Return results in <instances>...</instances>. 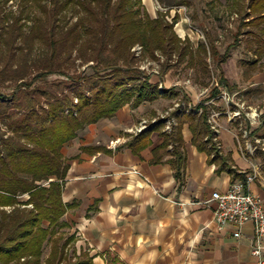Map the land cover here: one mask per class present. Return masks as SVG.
<instances>
[{
  "label": "trees",
  "instance_id": "obj_1",
  "mask_svg": "<svg viewBox=\"0 0 264 264\" xmlns=\"http://www.w3.org/2000/svg\"><path fill=\"white\" fill-rule=\"evenodd\" d=\"M7 1L0 0V264H94L86 253L69 256L73 237L59 233L67 228L62 218L69 208L62 198L69 170L62 148L86 126L112 118L126 105L137 108L180 96L175 87L160 92L152 75L137 67V47L144 58H164L162 79L182 63L207 73L204 59L209 53L216 59L219 79L196 105L201 114L172 112L178 125L163 134L162 148L171 146L169 162L180 179L185 165L182 127L188 123L198 149L212 154V161L221 158L212 142L205 102L224 89H237L221 67L241 35L250 38L255 55L264 53V0H230L240 22L235 45L222 54L209 32L208 45L195 48L176 33L178 15L171 21L163 12L151 18L142 0H24L18 15L3 11L1 3ZM37 46L41 52L32 56ZM77 61L81 66L92 63L93 72L73 74L70 83L48 79L68 76L69 69L76 72ZM147 133L134 138H146ZM241 179L245 182L246 175Z\"/></svg>",
  "mask_w": 264,
  "mask_h": 264
},
{
  "label": "crops",
  "instance_id": "obj_2",
  "mask_svg": "<svg viewBox=\"0 0 264 264\" xmlns=\"http://www.w3.org/2000/svg\"><path fill=\"white\" fill-rule=\"evenodd\" d=\"M142 4L151 18L158 12L168 13L169 21L178 15L175 31L182 39L192 40L201 31L186 13V0H142ZM252 56L242 71L232 54L222 70L229 83L237 86L224 90L253 113L218 119L217 131L211 125L212 142L221 156L215 161L212 154L198 149L189 124L184 123L185 165L180 179L169 162L171 146L162 148L165 129L157 125L146 131V138H134V130L148 119V125L160 122L161 111L153 103L137 108L126 105L112 118L86 126L65 144L69 170L62 198L69 208L62 221L67 224V237H73L68 248L71 256L86 253L94 264H259L251 251L252 223L245 224L235 238V226L219 229L213 221V203L201 204L213 192H225L231 184L243 182V174L254 177L251 191L264 208V155L256 144L264 142V105L258 104L264 103V53L262 58ZM222 92L205 106L222 99ZM236 105L232 111H239ZM167 121L172 122L171 128L178 125L176 117ZM248 145L256 146L254 151Z\"/></svg>",
  "mask_w": 264,
  "mask_h": 264
},
{
  "label": "rangeland",
  "instance_id": "obj_3",
  "mask_svg": "<svg viewBox=\"0 0 264 264\" xmlns=\"http://www.w3.org/2000/svg\"><path fill=\"white\" fill-rule=\"evenodd\" d=\"M189 4L187 6V15L189 18L192 19V22L196 28H199L200 33L196 36H193L192 44L196 48L199 43H203L204 45H208V40L206 38L207 32H209L212 35V39L214 40L215 45L217 46L219 52L225 53V51L231 47V45H235V34L237 32L240 17L237 15H234L231 11L230 7V0H186ZM2 8L3 11L6 13H11L13 15H18L20 11H22L24 7V0H8L7 2H2ZM24 14L28 12V10H24ZM37 14H39V11L35 10ZM28 25H31L32 23L28 22ZM202 34V35H201ZM252 42H250V38L247 37V35H241L239 37V42L236 44V51H233V55L235 57H238V66L242 71L245 70V67L242 66L243 61H246L250 58L254 59L253 55V49L255 46L253 45V49L251 48ZM134 56L137 59V67L144 71L146 74L152 75L151 79L158 83L159 85V91L163 92L164 89L175 87L177 91H179L180 96L177 99H165L163 97L159 98L158 100L152 102L153 105H156L158 110L161 111V114H158L157 117L160 118V120H163L162 126L159 124L160 122H155L150 125V119L147 122L148 125L146 129L143 131L150 130L152 128H155L157 125H159L160 129H165L168 133L172 132L170 123L172 122H165L168 118L171 117L172 111H178V113H191V114H199V108L196 109V106L198 103L201 102V100L205 99L208 95L210 90L216 85L219 79V69L216 65V59L212 55H207L206 59V71L207 73H202L201 68L199 66H195V68L187 67L185 63L179 64L178 66L172 68L168 71V73L164 76V78H161V71L162 66L161 63L164 61V58H159V60H153L149 56H146L145 58L142 56V52L138 50V48H134ZM24 52H27L26 49H24ZM41 52V48L37 46L32 52V56H37ZM252 54V55H251ZM31 56V57H32ZM262 58V56H261ZM242 62V63H241ZM92 63H88L87 65H80V61L76 62V69L77 71L74 72L73 69L68 70V76L65 75H52L49 76V80H55L58 79L61 82L64 83H70V79L73 74H79L83 71H86L87 74H91L93 70L90 68ZM222 68V67H221ZM240 70V71H241ZM223 71V70H222ZM164 85V87H162ZM160 87H162V90H160ZM7 89L6 91H8ZM229 91L224 90L222 93V99L217 100H211L208 102L209 106V112L210 114L212 112H216L219 114L218 117L215 118L216 122L218 119H225L232 117V108L233 104L236 105V107L239 109V112L241 113V116L244 115V117H249L253 113L252 109L241 103V101L236 100V97H230V94H228ZM228 94L229 100H226L224 95ZM188 94V95H187ZM187 95V96H186ZM189 97V101H191V106L188 105V99L186 97ZM239 99L243 100L242 98L238 97ZM216 99V98H215ZM239 101V102H238ZM74 102L77 103V100L74 99ZM261 102V101H260ZM215 103V104H212ZM145 105L151 104L150 102L144 103ZM177 104V105H175ZM193 104V105H192ZM247 104V103H246ZM259 106H263L264 103H258ZM143 105V104H142ZM181 105L182 108L184 107H191V109H188V111H181L183 109H179V106ZM150 106V105H149ZM152 110H149V112ZM154 111V109H153ZM148 112V113H149ZM146 113V114H148ZM249 115V116H248ZM149 116V115H148ZM146 118H148L146 116ZM211 119V117H210ZM225 120H223L224 122ZM169 122V123H168ZM176 123V121H175ZM211 125V124H210ZM136 132V129L134 130ZM134 132V133H135ZM136 134V133H135ZM260 148L264 147V142L262 144H259ZM263 145V146H262ZM65 146V145H64ZM260 152L264 155V150L260 149ZM62 154L64 152L63 148L61 150ZM64 156V155H63ZM264 156H262L261 161L264 163ZM65 160V159H64ZM47 185V183H45ZM59 233L63 236V238L67 237V234L65 232V229H60ZM50 251V246L46 245L44 249L45 255H47ZM68 255L70 256L69 250L67 251Z\"/></svg>",
  "mask_w": 264,
  "mask_h": 264
},
{
  "label": "built area",
  "instance_id": "obj_4",
  "mask_svg": "<svg viewBox=\"0 0 264 264\" xmlns=\"http://www.w3.org/2000/svg\"><path fill=\"white\" fill-rule=\"evenodd\" d=\"M162 90V87H160ZM226 100H229L228 94L224 95ZM188 111V110H187ZM201 113V111H198ZM232 116H240L239 111H231ZM219 114L212 112L209 115V123L212 125L214 131H217V122L215 120ZM211 117V119H210ZM146 125L136 129V134L146 129ZM262 140H257L256 144L262 143ZM256 146L248 145L249 151H254ZM254 177L247 176L245 182H237L230 185L225 192H213L211 198L202 202L203 205H210L213 203V221L219 229H223L227 225L236 227L234 237L241 236V228L247 224L252 223L254 228V235L251 242L252 254L258 258L259 264H264L262 255L264 252V208L260 197L251 191V184Z\"/></svg>",
  "mask_w": 264,
  "mask_h": 264
}]
</instances>
